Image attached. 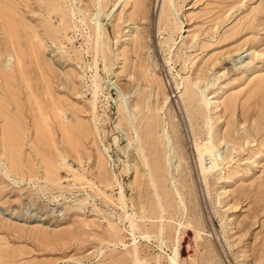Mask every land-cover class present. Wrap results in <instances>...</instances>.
<instances>
[{
  "label": "rangeland",
  "instance_id": "374dc122",
  "mask_svg": "<svg viewBox=\"0 0 264 264\" xmlns=\"http://www.w3.org/2000/svg\"><path fill=\"white\" fill-rule=\"evenodd\" d=\"M140 1L0 0V264H264V0Z\"/></svg>",
  "mask_w": 264,
  "mask_h": 264
},
{
  "label": "bare ground",
  "instance_id": "6f19581e",
  "mask_svg": "<svg viewBox=\"0 0 264 264\" xmlns=\"http://www.w3.org/2000/svg\"><path fill=\"white\" fill-rule=\"evenodd\" d=\"M125 1H126V0H125ZM141 1H142V0H141ZM141 1H140V2H141ZM168 1H169V0H162V3H163L162 5H164V7H165V6H166V5H165L166 3L169 4ZM173 1H174V0H173ZM238 1H239V0H238ZM144 2H146V1H144ZM120 3H121L120 5H122V6L124 5V6H125V3H126V2L124 3V0H121ZM123 3H124V4H123ZM142 3H143V2H142ZM158 3H159V0H154V5H155V4H158ZM170 3H171V5H173L172 1H170ZM237 3H238V2H237ZM145 4H146V3H145ZM145 4H144V5H145ZM147 5H148V4H147ZM173 6H174V5H173ZM161 7H162V6H161ZM164 7L162 8V10L164 9ZM139 8H140V7H139ZM141 8L144 9L143 7H141ZM146 8H147V7H146ZM167 8H168V10H169V7H168V6H167ZM174 8H175V6H174ZM162 10H161V11H162ZM168 10H167V11H168ZM146 11H147V9H146ZM161 11H159V12H161ZM163 11H164V10H163ZM170 11H171V9H170ZM139 12H141V10H140ZM168 12H169V11H168ZM168 12H167V13H168ZM163 13H165V12H163ZM169 13H170V12H169ZM132 14H133V13H132ZM74 15H75V14H74ZM134 15H136V14H133V16H134ZM142 15H143V14H142ZM164 15H166V14H164ZM162 16H163V14H162ZM167 16H168V15H167ZM131 17H132V16H131ZM163 17H164V16H163ZM165 18H166V17H165ZM163 19H164V18H162L161 20H163ZM95 20H96V19H95ZM133 20H135V19H133ZM160 23H161V22H160ZM166 23H167V21H166ZM167 24H168V23H167ZM159 30H160V29L158 28V31H159ZM146 42H147V41H146ZM146 44H147V43H146ZM141 50H142V49H141ZM135 66H136V65H135ZM137 66H138V65H137ZM144 66H145V65H144ZM144 66H142V67H144ZM144 68H145V67H144ZM148 68H150V67H148ZM148 68L145 69V71L147 70V72H145V73L143 72V74H142V75H143V78L145 79V81L148 80V79H149V81L152 80V82H153L156 86H158V87L160 86V83H162V84L164 85L163 81H161L162 79H160L161 77L158 79V78H157L158 76H157L156 74H153V72H151V70H150V72H151L152 74H151L150 72H149V74H151V75L148 74V71H149ZM140 73H141V72H140ZM199 73H200V72H199ZM197 75H198V74H197ZM139 76H140V75H139ZM156 76H157V77H156ZM140 78H141V77H140ZM144 79H143V80H144ZM186 79H187V78H186ZM143 80H142V81H143ZM187 80H188V79H187ZM187 80H186V81H187ZM260 80H261V79H260ZM260 80H259V81H260ZM261 81H262V80H261ZM121 83H122V82H121ZM123 83H125V82H123ZM123 83L120 84V82H119L120 85H118V88H119V90L121 91L122 95L124 96V95H125V94H124V93H125L124 91H125V89L128 88L127 85H129V84L125 85V84H123ZM149 83H150V82H149ZM257 83H258V82H257ZM186 84L188 85V83H186ZM259 84H260V83H259ZM259 84H258V87L260 86ZM261 84H262V83H261ZM156 86H154V87H156ZM164 86H166V85H164ZM187 87H188V86H187ZM258 87H257V88H258ZM260 87H262V86H260ZM260 87H259V89H260ZM129 88H130V87H129ZM129 88H128V89H129ZM161 88H162V87H161ZM164 90H165V89H164ZM189 90H190V89H189ZM261 90H262V89H261ZM261 90H260V91H261ZM155 91L158 92L159 89H158V91L155 89ZM127 92H128V91H127ZM160 92H161V91H160ZM185 92H186V91L184 90V93H185ZM252 92H253V91H252ZM162 93H163V92H162ZM165 93H166V92H165ZM187 94H188V93H187ZM157 95H158V93H157ZM155 96H156V94H155ZM160 96H161V95H160ZM234 96H236V95H234ZM187 97H189V96H187ZM156 98H158V97H156ZM184 98H185V97H184ZM236 98H237V97H236ZM189 99H190V98H189ZM157 100H158V99H157ZM183 100H184V99H183ZM232 100H233V99H232ZM184 101H186V100H184ZM187 101H188V100H187ZM189 101H190V100H189ZM233 101H235V100H233ZM139 102H140V101H139ZM142 103H143V102H142ZM191 103H192V102H191ZM191 103H190V104H191ZM136 104H139V103L136 102ZM143 104H144V103H143ZM235 104H236V103H235ZM136 106H137V105H136ZM139 107H143V106L140 105ZM138 109H139V108H138ZM233 112H234V111H233ZM155 115H156V114H155ZM157 118H158V117H157ZM158 119H159V118H158ZM223 137H224V136H223ZM154 147H155V146H154ZM170 147H171V146H170ZM171 148L174 149L173 147H171ZM170 150H171V149H170ZM60 154H61V153H60ZM60 156H61V155H60ZM60 160H62L63 162L65 161L64 158H63L62 156H61V159H60ZM11 166H12V165H11ZM135 169L137 170V168H135ZM50 171H51V169L48 170V173H49ZM51 173H52V172H51ZM138 175H139V174H138ZM48 176H49V175H48ZM104 177H105V175H104ZM49 178H50V176H49ZM135 182H136V181H135ZM176 191H177V190H176ZM178 194H179V192H178ZM179 196H180V195H179ZM120 203H121V206H122L123 208L126 207L125 201H124L122 198L120 199ZM128 218H129V217H128ZM131 218H132V217H131ZM162 230H163V229H162ZM175 253H177V252H175ZM175 255H176V254H175ZM174 260H175V259H174ZM173 262H174V261H173ZM173 262H172V264H174Z\"/></svg>",
  "mask_w": 264,
  "mask_h": 264
}]
</instances>
